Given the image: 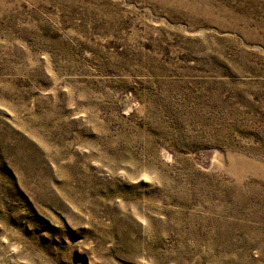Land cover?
<instances>
[{
  "label": "rangeland",
  "instance_id": "obj_1",
  "mask_svg": "<svg viewBox=\"0 0 264 264\" xmlns=\"http://www.w3.org/2000/svg\"><path fill=\"white\" fill-rule=\"evenodd\" d=\"M0 264H264V0H0Z\"/></svg>",
  "mask_w": 264,
  "mask_h": 264
}]
</instances>
